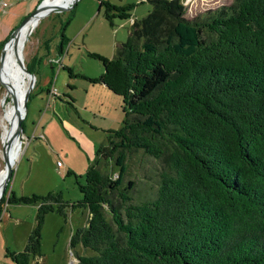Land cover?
<instances>
[{
	"label": "trees",
	"instance_id": "obj_1",
	"mask_svg": "<svg viewBox=\"0 0 264 264\" xmlns=\"http://www.w3.org/2000/svg\"><path fill=\"white\" fill-rule=\"evenodd\" d=\"M151 3L111 57L90 53L103 71L87 79L120 96L122 121L76 180L80 197L16 195L9 179L0 213L37 206L24 248H6L14 264H36L46 214L66 209L85 214L70 246L92 251L76 264H264V0L192 18L181 0ZM98 5L110 24L134 6ZM138 151L164 168L153 195L136 198L126 177Z\"/></svg>",
	"mask_w": 264,
	"mask_h": 264
},
{
	"label": "rangeland",
	"instance_id": "obj_2",
	"mask_svg": "<svg viewBox=\"0 0 264 264\" xmlns=\"http://www.w3.org/2000/svg\"><path fill=\"white\" fill-rule=\"evenodd\" d=\"M109 1L119 5L133 4L130 16L136 20L143 18L152 7L151 0ZM232 1L181 0L185 6L187 18H192L195 14L208 8L228 4ZM91 2H94L95 5L93 12H90ZM97 4V0H82L81 3L76 1L75 7L44 15L27 35L22 45L23 62L34 70L36 80V82L34 81L35 86L30 91L31 95L27 99V111L34 101L35 103L39 101V94L45 93V82L42 85L41 78L48 79L46 82L48 86L50 82L53 83L59 94L51 98L50 105L45 102L46 96L41 94L44 99L42 98V102H38L39 108L35 112H38L37 117L31 118V107L29 114L26 112V117L23 119L26 128L24 134L27 136V140L23 142L22 138L20 155L18 154V159H15L10 177L11 184L17 172L14 188L18 191V195L23 190L26 193L23 195L31 193L44 195L49 191L59 189L67 199H78L80 193L76 180L81 183L84 181L85 169L88 163L93 161L95 149L105 139L106 131L116 129L121 124L120 96L114 94L104 84L91 83L87 78L98 77L103 71L101 61L90 53L111 57L115 51L114 29H117V24L120 22L122 24L126 22V28L129 29L130 18H113L112 24H110L103 17V7L97 11ZM68 17L69 20L64 25ZM10 33L0 40V44L5 42ZM45 61H49L48 64ZM67 68L72 69V75L68 73ZM2 75L4 77V71ZM38 88L41 90L38 91ZM5 92L6 90L0 83L1 167L4 165L1 149L2 115L11 103L10 96ZM53 100H56V104L53 103ZM45 110L49 115L54 113L59 124V117L71 116L74 127H70L65 122L61 124L63 130L60 129L58 132V125L53 122L51 123L53 128L50 125L44 127L45 133L50 135L51 139L44 138L41 136L42 134H39L42 123L38 129L35 127V123L38 120V114ZM35 134L36 136H34ZM92 144L95 145L93 149ZM86 154L88 160H86ZM20 158L22 160L18 168ZM57 160L61 164L68 160L75 167V171L67 174L69 170L65 169L64 171L63 164L57 165ZM128 167L126 178H132L136 182L133 195L136 198L153 195L158 175L164 168V162L144 156L138 151L131 155ZM33 190L38 192H32ZM11 206L13 204H5L0 213V264H14L5 254L6 248L22 250L30 232L25 236L22 221L9 218L6 209ZM23 206L19 205L21 208ZM19 215L25 223L31 221V216L23 212H20ZM83 223L84 214L80 213V209H75V211L66 209L65 217L56 212L47 213L42 226L41 255L35 257V263L72 264V262H76L77 255L90 254L92 251L80 244L73 247L69 244L71 234L77 226L83 225Z\"/></svg>",
	"mask_w": 264,
	"mask_h": 264
},
{
	"label": "crops",
	"instance_id": "obj_3",
	"mask_svg": "<svg viewBox=\"0 0 264 264\" xmlns=\"http://www.w3.org/2000/svg\"><path fill=\"white\" fill-rule=\"evenodd\" d=\"M41 0H0V40H3V38L5 36H8V34L10 33V31L12 30V28H14V26L19 22V20L21 18H23L26 14H28ZM78 3H81L82 0H77ZM98 1V0H97ZM92 6H91V11L93 12L94 10V2H91ZM76 5V3H75ZM98 5V4H97ZM75 7V6H74ZM99 5L97 6V11H99ZM92 16V15H91ZM136 18H134L133 16H130V23H132L133 20H135ZM127 23L126 22H120L117 24V29H114V37H115V43H114V48L119 45V42L122 43L123 40L125 41L127 38L126 36H128V32L129 29L126 28ZM47 62V61H45ZM49 62V61H48ZM47 62V64H48ZM59 62V61H58ZM45 76V74H44ZM41 84L43 85V82H45V88L44 91L45 93H40L39 94V101L42 102V96L41 94L45 95V102H47L48 105H50L51 102V98L52 97H56L59 93L58 91L55 89L53 83H50V85L48 86L46 82H48V79L46 78H41ZM36 82V80H35ZM50 82V81H49ZM53 89H55V92H53ZM41 89L38 88V91H40ZM44 99V98H43ZM38 101V102H39ZM38 102L35 103V101L32 103V105L30 107H28V111L27 114H29L30 112V108L32 107V111H31V118L37 117V113H35L37 111V109L39 108L38 106ZM53 103L56 104V100H53ZM54 111V110H53ZM38 120L35 123V127L38 129V127L40 126V124L42 123L41 126V130H40V135L44 136V138H50L51 136L45 133V129L44 127L50 125V127H54L53 122H55L58 129V132L61 130H63L62 125L63 123L67 122L68 125L71 127H74V125L72 124V117L68 115V119L65 116H62L61 118L59 117V121L60 124L56 121V116H54V113H52L51 115L48 114V111H44L41 114H38ZM26 117V114H25ZM24 117V118H25ZM33 122V120H32ZM23 125V131L25 132V126ZM61 127V128H60ZM75 129V128H74ZM51 130V129H50ZM25 136V134H24ZM36 136V134L34 135ZM27 140V136H25L23 138V142H26ZM104 141V140H103ZM101 141V142H103ZM100 142V143H101ZM53 143V142H52ZM94 144L91 145L92 149L94 148ZM86 160H88V155L86 154ZM22 158H20L19 163H18V168L19 165L21 163ZM64 166V171L66 169L67 170H71V171H75V167H73L72 163H70L68 160L66 161V163H62ZM61 164V165H62ZM17 168V170H18ZM17 177V172L14 175V179L12 181V183L10 184L9 182V189L12 190L16 195H18V191L15 190L14 188V181ZM51 190V189H50ZM32 192H38L33 190ZM25 191L23 190L21 194H24ZM26 194V193H25ZM40 194V193H39ZM64 199L66 200H71V199H67L66 197H64ZM19 205H24L22 208L19 207ZM36 205L33 204H13V206L8 207L6 209V213L9 215V218L12 220H16V221H22L21 224L23 223V232L24 235L26 236L28 234V232L31 230L33 223H34V216H35V212H36ZM75 211V210H73ZM20 212H23L25 214H27L28 216H31V221L28 222H24L23 219H20ZM13 216V217H12ZM84 220H85V214H84ZM11 221V220H10ZM16 250V249H15Z\"/></svg>",
	"mask_w": 264,
	"mask_h": 264
},
{
	"label": "water",
	"instance_id": "obj_4",
	"mask_svg": "<svg viewBox=\"0 0 264 264\" xmlns=\"http://www.w3.org/2000/svg\"><path fill=\"white\" fill-rule=\"evenodd\" d=\"M77 0H72L70 4H63V3H45V0H41L32 10L29 14L25 15L19 24L12 30L10 33L9 37L5 40L3 43L1 49H0V69L2 67L4 57H5V46L8 42L10 41H15L16 45L14 47V53L16 54L17 60L19 65L21 66L23 72L27 75L28 78V83H27V88L24 92L23 98H22V103H23V108L24 111L21 113L19 106L17 105V100L16 96L13 94L11 91V88H9L7 85L2 82L0 79V83L6 90V93H10V100L12 102V105L14 107V112L16 114V127L13 133H8L6 135V141L2 139L1 136V149H2V160L4 163V174L3 177L1 178L0 181V198L3 195L6 186L8 184V181L11 177L13 166H12V157H11V146L13 142L16 140H19L22 143V138H24V131H23V125H22V120L25 117V114L27 112V99L29 97V93L34 86V81H35V73L30 71L26 65L23 62L22 58V53H21V47L18 48V39H19V34L20 30L22 27L27 24V22L32 18V17H37L41 18L44 15L50 13V12H59L63 11L66 9H69L75 5ZM76 262L78 261V258H75ZM76 262H72V264H75Z\"/></svg>",
	"mask_w": 264,
	"mask_h": 264
},
{
	"label": "bare ground",
	"instance_id": "obj_5",
	"mask_svg": "<svg viewBox=\"0 0 264 264\" xmlns=\"http://www.w3.org/2000/svg\"><path fill=\"white\" fill-rule=\"evenodd\" d=\"M72 0H45V3H63L70 4ZM40 18L32 17L27 24H25L20 30L19 39H18V48H22V45L27 37V35L32 31L34 26L38 23ZM15 41H10L5 46V57L0 69V79L2 82L11 88V91L16 96L17 105L20 108L21 113H23V103L22 98L24 92L27 88L28 78L27 75L23 72L21 66L18 63L16 54L14 53ZM5 68V70H4ZM4 71V77L2 75ZM6 93V92H5ZM9 96L10 93H7ZM3 122V139L6 141V135L8 133H13L16 127V114L14 112V107L12 102L6 107L4 114L2 115ZM10 122V127H9ZM21 148V142L16 140L11 146V157H12V166L15 162V159H18V154ZM20 155V154H19ZM1 158V157H0ZM17 162V161H16ZM4 174V165H0V181Z\"/></svg>",
	"mask_w": 264,
	"mask_h": 264
},
{
	"label": "built area",
	"instance_id": "obj_6",
	"mask_svg": "<svg viewBox=\"0 0 264 264\" xmlns=\"http://www.w3.org/2000/svg\"><path fill=\"white\" fill-rule=\"evenodd\" d=\"M53 92H55V89H53ZM57 165H61V162L57 160Z\"/></svg>",
	"mask_w": 264,
	"mask_h": 264
}]
</instances>
